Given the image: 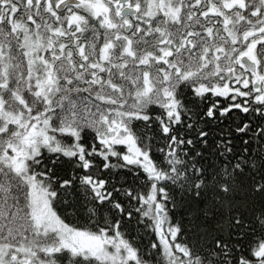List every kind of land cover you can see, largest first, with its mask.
<instances>
[{"label":"snow or ice","instance_id":"1","mask_svg":"<svg viewBox=\"0 0 264 264\" xmlns=\"http://www.w3.org/2000/svg\"><path fill=\"white\" fill-rule=\"evenodd\" d=\"M0 264H264V0H0Z\"/></svg>","mask_w":264,"mask_h":264},{"label":"trees","instance_id":"2","mask_svg":"<svg viewBox=\"0 0 264 264\" xmlns=\"http://www.w3.org/2000/svg\"><path fill=\"white\" fill-rule=\"evenodd\" d=\"M119 178V177H118ZM69 222H72V219L71 218H69ZM77 222H79V221H77Z\"/></svg>","mask_w":264,"mask_h":264}]
</instances>
